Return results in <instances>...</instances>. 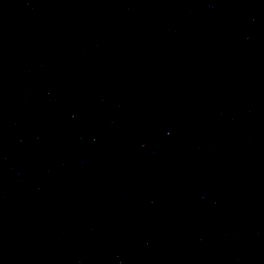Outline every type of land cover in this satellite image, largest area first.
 Returning a JSON list of instances; mask_svg holds the SVG:
<instances>
[{
	"label": "water",
	"instance_id": "water-1",
	"mask_svg": "<svg viewBox=\"0 0 264 264\" xmlns=\"http://www.w3.org/2000/svg\"><path fill=\"white\" fill-rule=\"evenodd\" d=\"M0 264H264V0H0Z\"/></svg>",
	"mask_w": 264,
	"mask_h": 264
}]
</instances>
